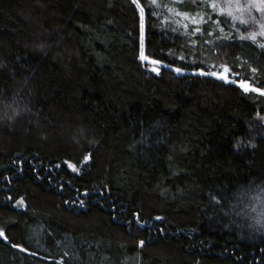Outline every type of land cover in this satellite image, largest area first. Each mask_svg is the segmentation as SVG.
I'll return each mask as SVG.
<instances>
[{
	"label": "trees",
	"instance_id": "1",
	"mask_svg": "<svg viewBox=\"0 0 264 264\" xmlns=\"http://www.w3.org/2000/svg\"><path fill=\"white\" fill-rule=\"evenodd\" d=\"M209 4L0 0V264H264V47Z\"/></svg>",
	"mask_w": 264,
	"mask_h": 264
},
{
	"label": "rangeland",
	"instance_id": "2",
	"mask_svg": "<svg viewBox=\"0 0 264 264\" xmlns=\"http://www.w3.org/2000/svg\"><path fill=\"white\" fill-rule=\"evenodd\" d=\"M208 1H210V3L213 2V0ZM214 2L217 3V9L224 8L226 13L228 11L232 13L231 16H228L232 21L238 24L239 30H242L241 28H247L246 30L242 31H244L246 35L249 36L255 34V38H257L264 45V34H262L264 33V27H262V25H264V12L258 11V8L260 7L259 4H253V0H231V3H229V0H214ZM180 19L178 18V20L175 21L179 25ZM183 20L184 19H181L182 23H186L183 22ZM241 20H247L248 23L242 24L240 22ZM186 28H188V26ZM143 61L149 64L150 68L152 67L153 69H156V67L160 65L151 63V60L149 59ZM219 70L220 74H223V66H221ZM229 80L235 83L232 77H229ZM236 83L238 85L240 84V82ZM247 213L255 221V224H264V193L260 192L251 196ZM0 231L3 230L0 228Z\"/></svg>",
	"mask_w": 264,
	"mask_h": 264
},
{
	"label": "snow or ice",
	"instance_id": "3",
	"mask_svg": "<svg viewBox=\"0 0 264 264\" xmlns=\"http://www.w3.org/2000/svg\"><path fill=\"white\" fill-rule=\"evenodd\" d=\"M193 4H197L199 2V0H192ZM133 3H137L138 4V0H133ZM153 4H156V0H152ZM229 3H231V0H229ZM253 4H259L260 7L258 8V11L264 12V0H253ZM209 7L212 8V10L215 12L217 10V3L213 2L209 4ZM141 11V32L143 33V12H144V8L141 6L140 8ZM219 14L220 15H229L231 16L232 13L230 11H228L227 13L225 12L224 8H220L219 9ZM177 15H184L185 17H188L187 13H177ZM201 22L203 21V17H200ZM193 22L195 23V18H193ZM242 24H247L248 21L247 20H241L240 21ZM216 23L219 25L220 21H216ZM185 27H187V25H185ZM262 27H264V25H262ZM195 32H200L201 28L200 27H196ZM221 31H223V29L221 28ZM264 34V33H262ZM251 39L255 40V34H252ZM209 43H211L209 41ZM262 47H264V45H261ZM140 58L142 60H148V56L145 55L144 52V48H143V35L141 36V53H140ZM180 59H184V57H180ZM151 63L153 64H159L160 61L158 60H152ZM153 71H158V69H153ZM177 72H181V69L177 68L176 69ZM251 71L253 73H256L257 69L252 68ZM199 75H210V76H216L218 79L224 80L225 82H233L231 80H229V77H231L233 75L231 69H229L227 66H223V74L218 75L216 72H209L206 73L204 71H200L198 73ZM239 86L246 92H256L260 95H264V89L262 88H258V87H253L252 84L248 83L247 81H240ZM90 157L86 156L84 159L88 160ZM262 191H264V189H262ZM213 199H215V197H213ZM18 204H22L23 200H20L17 202ZM83 204V202H81ZM217 203H219V201L217 200ZM157 219H161L160 217H157ZM0 237H2L3 239L7 240L8 237L5 235L4 231H0ZM144 245V241H140V246L142 247ZM13 247H19V245H13Z\"/></svg>",
	"mask_w": 264,
	"mask_h": 264
}]
</instances>
